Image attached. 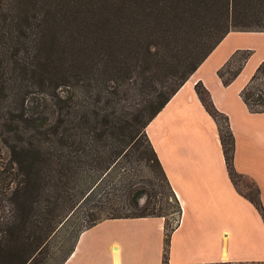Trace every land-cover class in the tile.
<instances>
[{
  "label": "trees",
  "instance_id": "16d2710c",
  "mask_svg": "<svg viewBox=\"0 0 264 264\" xmlns=\"http://www.w3.org/2000/svg\"><path fill=\"white\" fill-rule=\"evenodd\" d=\"M233 30L264 31V0H0V264H45L44 248L66 226L75 240L62 264L88 227L143 215L165 217L167 263L168 214L182 205L146 127ZM239 50V66L225 72ZM237 51L218 69L225 84L253 52ZM196 89L219 124L231 178L264 218L258 184L257 196L238 185L228 115L201 81ZM241 95L264 111V59ZM149 159L172 189L168 212L141 204L144 179L121 170Z\"/></svg>",
  "mask_w": 264,
  "mask_h": 264
},
{
  "label": "crops",
  "instance_id": "0c3cea01",
  "mask_svg": "<svg viewBox=\"0 0 264 264\" xmlns=\"http://www.w3.org/2000/svg\"><path fill=\"white\" fill-rule=\"evenodd\" d=\"M255 34L264 31H230L146 127L182 205L167 263L166 219L143 215L108 217L88 227L62 264H264V218L231 178L219 124L196 89L201 81L228 115L234 166L258 184L264 205V111L252 110L241 95L264 59V43L236 40ZM251 47L240 73L225 84L218 69L235 51Z\"/></svg>",
  "mask_w": 264,
  "mask_h": 264
},
{
  "label": "rangeland",
  "instance_id": "374dc122",
  "mask_svg": "<svg viewBox=\"0 0 264 264\" xmlns=\"http://www.w3.org/2000/svg\"><path fill=\"white\" fill-rule=\"evenodd\" d=\"M241 31H256V30H241ZM252 33V32H251ZM254 34V33H253ZM237 41L251 44L254 47L262 46L264 43L263 35H244L236 37ZM254 47H251L254 48ZM253 50V49H252ZM261 52V51H260ZM246 54V50H239L234 58V61L229 65L225 66V72L229 68H237L239 66L241 60ZM259 82V81H258ZM221 123L225 124V120L220 118ZM5 155H8V151L5 150ZM149 156L152 157V154ZM125 168V169H124ZM122 168V172L127 171L129 173V177L134 180L144 179L143 183L146 186V192L140 199L141 204H145L149 201V210L161 211L164 210L168 212L170 203H172V199L169 197L172 193V189L169 186L168 182L165 180L162 170L155 160L149 159V164H145L141 162V164L128 163L126 167ZM121 172V173H122ZM122 178V177H121ZM237 182L240 189L252 196H257V189L253 179L247 175H238ZM122 191L119 189V192ZM121 202H124V196L120 197ZM177 214H168L169 223H176L178 219ZM67 227H61L57 230L51 237L48 245L44 248V254L47 255V259L45 264H61L65 252L70 248V246L74 243L75 236H66Z\"/></svg>",
  "mask_w": 264,
  "mask_h": 264
}]
</instances>
